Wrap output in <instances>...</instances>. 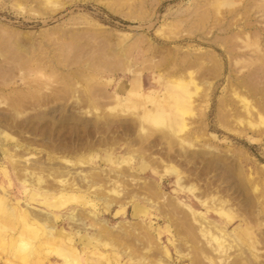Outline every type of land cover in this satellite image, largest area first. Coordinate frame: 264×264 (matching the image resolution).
<instances>
[{
  "label": "rangeland",
  "instance_id": "374dc122",
  "mask_svg": "<svg viewBox=\"0 0 264 264\" xmlns=\"http://www.w3.org/2000/svg\"><path fill=\"white\" fill-rule=\"evenodd\" d=\"M263 19L264 0H0V195L26 233L56 225L82 262L264 264V94L234 84L264 87ZM16 236L0 264H25Z\"/></svg>",
  "mask_w": 264,
  "mask_h": 264
},
{
  "label": "bare ground",
  "instance_id": "6f19581e",
  "mask_svg": "<svg viewBox=\"0 0 264 264\" xmlns=\"http://www.w3.org/2000/svg\"><path fill=\"white\" fill-rule=\"evenodd\" d=\"M36 7V6H35ZM250 8V7H249ZM60 9V8H59ZM37 10V9H36ZM248 14H246V16H247ZM245 16V15H244ZM249 16V15H248ZM250 17V16H249ZM248 18V17H247ZM264 20V19H263ZM237 21H239V20H237ZM254 22H251L250 20H247L246 19V21H244L243 22V24H241V26H239L240 28V30L239 29H237V31H236V34H240V33H242V32H244V30H246V29H249L250 27H251V25L253 24ZM255 29V28H254ZM259 32V31H258ZM18 43V42H17ZM242 43V42H241ZM18 45V44H17ZM30 45V44H29ZM246 47V46H245ZM23 48V47H22ZM250 48V47H249ZM245 55H248V53H242L241 54V56H245ZM240 56V55H239ZM55 60V59H54ZM259 61V60H258ZM19 62V61H18ZM25 62V61H24ZM52 62H54V61H52ZM52 62H50L51 63V65H48V66H46V64H43L41 67H40V64H39V67H40V69L39 70H37V72H39L40 71V73L42 72V71H53L54 70V67L52 66L53 64H52ZM20 63V62H19ZM261 63H262V65H264V63H263V61H261ZM56 65V64H55ZM117 65V64H116ZM125 66V65H124ZM251 66V65H250ZM221 68V67H220ZM258 69V68H257ZM260 69V68H259ZM258 69V70H259ZM263 69V68H262ZM261 69V70H262ZM260 70V71H261ZM264 70V69H263ZM36 70H34V72H35ZM258 72L256 71V70H250V71H247L246 73H245V75H243V76H239L236 80H235V83L234 84H236V87H240V88H243L244 90H245V94H264V87H262V88H258L255 84H252V82H250V79H248V78H251L252 76H254V75H257V77L259 76L258 74H257ZM260 73H263V71H261ZM264 74V73H263ZM43 75V74H42ZM48 75V74H47ZM261 75V74H260ZM262 77H263V75H261V79H262ZM47 78V77H46ZM259 78V77H258ZM249 81H248V80ZM264 81V80H263ZM258 83V82H257ZM39 89H37V91H39V92H45V89L47 90V88L44 86V83H42L41 85H39V87H38ZM237 90V89H236ZM188 91H186V93H187ZM41 94H46V93H41ZM188 94H190V93H188ZM234 94H239V92H236V93H234ZM54 95V93L52 92V95L51 96H46V95H41V97H39V98H37L35 101H37V102H39L40 100H46V99H49V101H55V96H53ZM35 97V96H34ZM155 99V98H154ZM153 99V100H154ZM152 100V101H153ZM241 101H240V103L243 105L244 103H245V105L247 104L246 103V100L245 101H243V98L242 99H240ZM232 103V102H231ZM154 104H156V102H154ZM159 104V103H158ZM234 104V103H233ZM246 107H247V105H246ZM246 107H244V108H246ZM258 107L260 108L259 110H262V108L264 107V101H262V103L260 104V106L258 105ZM235 108V107H234ZM248 110L250 111V109H251V107L250 106H248ZM157 110H160V109H157ZM236 110V109H235ZM245 110H247V108L246 109H244V112H245ZM258 110V109H257ZM264 110V109H263ZM221 113V112H220ZM251 114L252 115V113H253V110H252V112L250 111V112H248V111H246V113L245 114ZM161 114V113H160ZM160 114H157V115H155V121H158V120H160V119H162V115H160ZM239 116V115H238ZM161 121V120H160ZM168 170V169H167ZM174 169H172V170H170L171 172L173 171ZM169 171V170H168ZM169 171V172H170ZM173 173H175V171L173 172ZM71 185V184H70ZM0 191H1V193H2V189H0ZM97 192V191H96ZM99 192V191H98ZM100 193V192H99ZM98 194H95V196H97ZM0 198H4L6 201H7V199H6V196H5V194H1L0 195ZM116 198V197H115ZM100 200V199H99ZM131 201V200H130ZM8 202V201H7ZM107 202V204H106V209L108 210V208L112 205V204H114V203H116L115 201H114V199H111L110 201L109 200H107V201H105V203ZM8 204H9V202H8ZM19 204H21V202L19 201V200H15L14 201V204H9L14 210H15V219L14 220H4L3 222H5V223H8L9 224V226H10V232H8V233H6L2 238H0V242H4V241H6V242H8V241H10V239H9V237L10 236H13V235H19V234H21V233H26V231H25V228H26V226L28 227V224L25 222V220L23 219V220H21V219H18V217L19 218H24V216L23 215H17V206L19 205ZM104 207V206H103ZM137 208V207H136ZM135 208V209H136ZM104 210V209H103ZM104 211H106V210H104ZM73 215V214H72ZM136 215V214H135ZM76 216L75 215H73V216H70V217H68V219L69 218H71V220H72V218H75ZM50 218V217H49ZM48 217H46V220H47V222L48 221H50V219H49ZM22 221L21 223H19V221ZM70 220V219H69ZM206 223V225H207V227L209 226V228L211 229L210 231H212V229L214 228V229H217L218 230V233H224V231H225V227H219L217 224H215V223H210V222H205ZM104 224L105 223H98V228H97V226H96V229H97V232L96 233H94V236H95V240H100L103 236H109V231H107V229L105 228V226H104ZM206 225L204 224V226L206 227ZM86 226V225H85ZM203 226V227H204ZM78 227V226H77ZM87 227V226H86ZM91 227V226H90ZM94 227V226H93ZM92 227V228H93ZM47 228H49L50 230H51V236H50V238H48V239H41L40 240V242H39V244H38V248H40L41 249V252H43V251H45V252H49V253H52L53 255H55L56 256V258L57 259H55V264H64V259H65V257H68V258H70V260H71V264H101V262L99 261V259H96V260H94V259H91L89 256H86V258H85V261H83L82 262V260H81V257H80V253H79V251H78V248H77V243H75V241H71V240H67V239H59V238H57V231L59 230H57V228H56V225H53V224H50V225H48L47 226ZM85 228V227H84ZM108 229H109V227H108ZM205 229H207V228H205ZM213 229V230H214ZM111 230V229H110ZM217 230H216V233H217ZM208 231V230H207ZM93 232H95V230H93ZM214 232V231H213ZM92 233V232H91ZM27 234H30V233H27ZM93 236V235H92ZM93 236V237H94ZM111 237V236H110ZM115 237V236H114ZM113 237V238H114ZM93 239V238H92ZM109 239V238H108ZM82 239H80V241H81ZM121 240V239H120ZM112 242H113V240H112ZM113 249V248H112ZM11 253V252H10ZM9 253V254H10ZM129 256V255H128ZM93 258V257H92ZM58 260L60 261V262H58ZM58 262V263H57ZM5 264H8V263H6V261H5Z\"/></svg>",
  "mask_w": 264,
  "mask_h": 264
},
{
  "label": "clouds",
  "instance_id": "9594fccd",
  "mask_svg": "<svg viewBox=\"0 0 264 264\" xmlns=\"http://www.w3.org/2000/svg\"><path fill=\"white\" fill-rule=\"evenodd\" d=\"M15 210L8 204L4 198H0V238L6 233L10 232V226L4 220H14ZM51 236V230L46 226H41L37 235H31L27 233H21L17 235L11 244L13 254L25 261H28L36 254L38 250V244L41 239H48ZM64 264H71V260L65 257Z\"/></svg>",
  "mask_w": 264,
  "mask_h": 264
}]
</instances>
